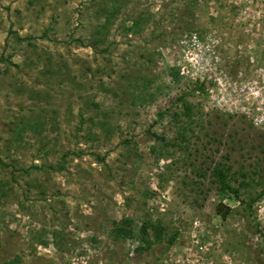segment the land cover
<instances>
[{
    "label": "rangeland",
    "instance_id": "obj_1",
    "mask_svg": "<svg viewBox=\"0 0 264 264\" xmlns=\"http://www.w3.org/2000/svg\"><path fill=\"white\" fill-rule=\"evenodd\" d=\"M191 1L0 0V264H264V0Z\"/></svg>",
    "mask_w": 264,
    "mask_h": 264
},
{
    "label": "trees",
    "instance_id": "obj_2",
    "mask_svg": "<svg viewBox=\"0 0 264 264\" xmlns=\"http://www.w3.org/2000/svg\"><path fill=\"white\" fill-rule=\"evenodd\" d=\"M191 1V0H190ZM195 2V0L191 1L190 3L193 4ZM141 18L136 19L133 22V25L131 27H129L128 31L130 32H135L136 29L140 30L141 29ZM108 23V22H107ZM177 78V77H175ZM179 101H183V98L178 99ZM92 106L95 107V104H91ZM185 116H189V107L186 105H184V113ZM160 117H162V114H159ZM174 116H178L177 114H174ZM154 138H158L159 141H161L164 145H168L164 138L162 137H156L155 134H153ZM35 169H39L36 167H33ZM51 169V168H49ZM64 167L60 166L59 170H63ZM228 169L223 168L222 166L220 167L219 165H217L214 168L213 171V176L215 178V182L217 184L218 190L226 192L228 195H232L235 199L239 198V192H238V187L234 188L230 185V179L228 177ZM241 187L244 186L243 183H241L240 185ZM260 198V194L254 196L253 198H249L247 199L248 203H245L246 208L245 210L247 211V213L249 215H251L253 213V205L256 202V200H258ZM244 202V201H242ZM216 211L217 214L222 215L223 218L227 217L230 213L229 209H225L222 205H217L216 207ZM149 230H151L154 238L152 241H149ZM139 233H140V241H141V246L145 247H139L136 251L139 252L141 250L144 249H148L152 246V244L154 242H159L162 240V233H163V227H161V225L159 224H154L152 223L150 220L148 221H144L142 222L140 229H139ZM112 236L116 241H125L128 238H132L133 237V230L131 228V221L129 220H121L120 224H116L112 230ZM176 234H174V236H171L167 239V242L169 244H173L175 241V237ZM19 262V260L15 259L13 261H6L4 262V264H17Z\"/></svg>",
    "mask_w": 264,
    "mask_h": 264
}]
</instances>
